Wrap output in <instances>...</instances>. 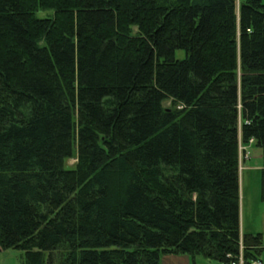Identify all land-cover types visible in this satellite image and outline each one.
<instances>
[{
  "label": "trees",
  "instance_id": "16d2710c",
  "mask_svg": "<svg viewBox=\"0 0 264 264\" xmlns=\"http://www.w3.org/2000/svg\"><path fill=\"white\" fill-rule=\"evenodd\" d=\"M251 138L264 152L263 0H0V251L226 262L242 241L250 264Z\"/></svg>",
  "mask_w": 264,
  "mask_h": 264
},
{
  "label": "crops",
  "instance_id": "0c3cea01",
  "mask_svg": "<svg viewBox=\"0 0 264 264\" xmlns=\"http://www.w3.org/2000/svg\"><path fill=\"white\" fill-rule=\"evenodd\" d=\"M249 151L255 146L254 144H247ZM258 147V146H257ZM258 152L250 158H242V168L240 170L241 189L243 193L242 207L240 210V225L241 231L248 233H261L262 245L258 258L255 260L261 261L264 264V200L261 197V184L259 175L264 168V152L258 147ZM243 172V174H242ZM255 172V190L251 188V176ZM246 178V179H245ZM247 180L246 184L245 181ZM249 186L248 191L245 192V187ZM258 212L259 219L254 218ZM160 264H224V262L215 259H206L202 257L192 258L185 254L164 255L161 258Z\"/></svg>",
  "mask_w": 264,
  "mask_h": 264
},
{
  "label": "rangeland",
  "instance_id": "374dc122",
  "mask_svg": "<svg viewBox=\"0 0 264 264\" xmlns=\"http://www.w3.org/2000/svg\"><path fill=\"white\" fill-rule=\"evenodd\" d=\"M238 1L240 0H237V3ZM263 3H264V0H263ZM39 16H43L46 14V12L40 10L38 13H37ZM185 54V52L183 50H179L177 51V57H183ZM166 106H170L171 105V102L168 101L165 103ZM259 150H258V147L255 145L253 150L251 149L250 152L252 155H255V153H257ZM251 154H249V157L251 156ZM240 157H241V154H240ZM245 158V157H244ZM77 159L75 157H71L69 159L66 160V166H69V167H72L75 163H76ZM241 164V162H240ZM241 170V169H240ZM243 174V172H242ZM259 175V178H260V184L262 186V174H258ZM246 179V178H245ZM251 179H252V185H251V188L255 190V172L253 173V175L251 176ZM247 180L245 181V184H246ZM249 189V186H246L245 187V192L248 191ZM242 199H243V193H242V189H241V179H240V210H241V207H242ZM259 214L258 212L254 215V218L256 219H259ZM24 260H25V255H24V251L23 250H19V249H7V250H1L0 251V264H24Z\"/></svg>",
  "mask_w": 264,
  "mask_h": 264
},
{
  "label": "built area",
  "instance_id": "2783aa9c",
  "mask_svg": "<svg viewBox=\"0 0 264 264\" xmlns=\"http://www.w3.org/2000/svg\"><path fill=\"white\" fill-rule=\"evenodd\" d=\"M254 142H255V139L251 138L248 143L240 144V154H241L240 169L242 168V158L243 157L248 158L249 154H250L249 146H247V144H254ZM228 256L231 257L230 254ZM224 264H246V261H245L244 255H243L242 241H241V252H240L238 259L226 261V262H224ZM250 264H263V263L261 261H258V260H252Z\"/></svg>",
  "mask_w": 264,
  "mask_h": 264
}]
</instances>
